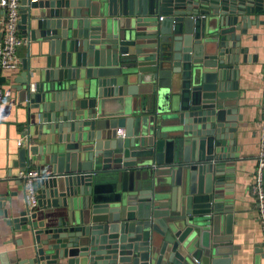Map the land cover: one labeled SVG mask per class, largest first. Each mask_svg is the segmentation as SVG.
I'll use <instances>...</instances> for the list:
<instances>
[{
  "label": "water",
  "instance_id": "1",
  "mask_svg": "<svg viewBox=\"0 0 264 264\" xmlns=\"http://www.w3.org/2000/svg\"><path fill=\"white\" fill-rule=\"evenodd\" d=\"M21 2L37 63L15 85L19 156L41 178L11 221L33 256L9 264H231L239 71L264 0Z\"/></svg>",
  "mask_w": 264,
  "mask_h": 264
},
{
  "label": "crops",
  "instance_id": "2",
  "mask_svg": "<svg viewBox=\"0 0 264 264\" xmlns=\"http://www.w3.org/2000/svg\"><path fill=\"white\" fill-rule=\"evenodd\" d=\"M254 18V16H252ZM20 27V33L25 36ZM5 14L0 6V39L5 36ZM250 61L241 60L239 71L238 113L239 122L238 160L229 175L227 195L231 199L234 222L231 234L233 250L231 264H264V230L254 193L262 135V104L264 78V14L258 24H252L245 35ZM20 66L0 74V200L6 202L3 209L9 214L0 215V264L27 260L33 256L30 230L14 228L11 221L20 217L26 208V187L22 180L23 163L20 161L17 141L26 130V103L20 100L15 85L19 84L25 64L36 66L37 58L30 53L29 43L17 48ZM38 164V161H36ZM34 167V166H33ZM44 206V205H43ZM39 207L34 222L47 219V209ZM2 210V209H0ZM48 225V223H47ZM51 225V224H50Z\"/></svg>",
  "mask_w": 264,
  "mask_h": 264
},
{
  "label": "built area",
  "instance_id": "3",
  "mask_svg": "<svg viewBox=\"0 0 264 264\" xmlns=\"http://www.w3.org/2000/svg\"><path fill=\"white\" fill-rule=\"evenodd\" d=\"M0 6L5 14L6 33L0 39V74L4 71L14 70L20 66L17 57V48L22 44H28V37L22 36L20 33L21 21V0H0ZM163 17H160L162 19ZM3 92L0 89V103L3 101ZM118 134L123 135L124 130L118 129ZM19 147H30L32 141L29 136L24 135L17 141ZM259 163L257 169V177L254 185V193L258 198V209L260 219L264 230V78H263V104H262V135L261 147L258 156ZM21 177L26 187V216L30 217L39 205V196L37 192V180L41 178V174L36 167L28 164L27 170L22 172Z\"/></svg>",
  "mask_w": 264,
  "mask_h": 264
}]
</instances>
